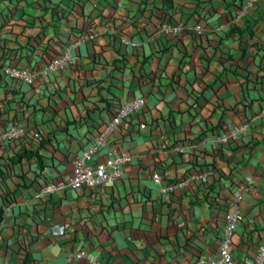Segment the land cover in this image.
I'll list each match as a JSON object with an SVG mask.
<instances>
[{
  "label": "crops",
  "instance_id": "crops-1",
  "mask_svg": "<svg viewBox=\"0 0 264 264\" xmlns=\"http://www.w3.org/2000/svg\"><path fill=\"white\" fill-rule=\"evenodd\" d=\"M246 4L0 0V134L9 124L25 132L0 144V264H90L69 257L81 250L99 264H197L217 255L231 194L249 185L233 259L252 264L264 240V121L229 145L200 143L264 107V0ZM162 23L181 32L167 36ZM89 28L98 36L58 73L32 85L3 74L9 65L39 70ZM139 96L140 112L108 136L132 156L122 179L39 197L42 185L71 175L72 158L116 108ZM23 149L42 162H13ZM154 173L161 185L196 178L161 194Z\"/></svg>",
  "mask_w": 264,
  "mask_h": 264
},
{
  "label": "built area",
  "instance_id": "built-area-1",
  "mask_svg": "<svg viewBox=\"0 0 264 264\" xmlns=\"http://www.w3.org/2000/svg\"><path fill=\"white\" fill-rule=\"evenodd\" d=\"M260 0H247L246 7L256 5ZM181 25H171L162 23L161 32L167 36L176 37L181 32ZM198 29V27H197ZM98 34L94 28H89L88 32L80 36L78 40L70 43L63 53L49 60L39 70H30L22 66H5L2 68L3 74L11 80L32 85L40 76H48L58 73L60 70L71 65L75 59V52L84 39L92 40ZM145 100L143 97H135L122 102L115 110V113L104 125L96 138L79 154L71 160V175L64 179H53L42 185L38 191L39 197L51 196L56 192L70 190H89L96 192L107 185L119 182L122 179L124 170L132 164V156L127 151L120 149L108 142V136L114 132L129 117L137 114L143 108ZM264 121V107L256 114L248 118L240 126L232 128L224 133L213 135L210 140L202 139L200 143H208L215 147L229 145L240 137L244 136L249 128L258 122ZM25 132L15 124H9L0 134V144H10L22 140ZM199 143V144H200ZM107 147L105 159L101 162L93 163V158L97 152ZM193 148L190 146L189 149ZM174 151L182 154L183 147H175ZM196 177H189L176 183L161 185L162 178L158 173H154L152 180L160 186L161 194H168L177 191L189 184ZM251 188L237 187L232 192L229 200V211L224 216L221 241L216 256H201L197 264H235L233 259V237L239 224V206L244 198L245 192ZM70 258H86L90 264H99L95 258L89 256L84 250L69 255ZM252 264H264V240H262L258 252Z\"/></svg>",
  "mask_w": 264,
  "mask_h": 264
},
{
  "label": "trees",
  "instance_id": "trees-1",
  "mask_svg": "<svg viewBox=\"0 0 264 264\" xmlns=\"http://www.w3.org/2000/svg\"><path fill=\"white\" fill-rule=\"evenodd\" d=\"M35 158L38 164L42 162V157L37 153V151H28L26 149L20 150L19 153L16 154L14 159L12 160L13 162H18L22 159H31Z\"/></svg>",
  "mask_w": 264,
  "mask_h": 264
}]
</instances>
